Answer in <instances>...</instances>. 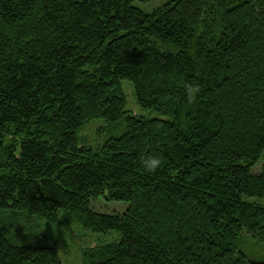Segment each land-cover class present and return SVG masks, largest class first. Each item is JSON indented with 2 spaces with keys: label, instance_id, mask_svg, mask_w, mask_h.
Wrapping results in <instances>:
<instances>
[{
  "label": "trees",
  "instance_id": "trees-1",
  "mask_svg": "<svg viewBox=\"0 0 264 264\" xmlns=\"http://www.w3.org/2000/svg\"><path fill=\"white\" fill-rule=\"evenodd\" d=\"M149 1L0 0V212L120 235L82 264H264L239 247L264 242V0ZM94 119L122 125L97 151ZM0 228V264H63L37 225Z\"/></svg>",
  "mask_w": 264,
  "mask_h": 264
},
{
  "label": "rangeland",
  "instance_id": "rangeland-1",
  "mask_svg": "<svg viewBox=\"0 0 264 264\" xmlns=\"http://www.w3.org/2000/svg\"><path fill=\"white\" fill-rule=\"evenodd\" d=\"M167 1L151 0L147 3H136L134 6L145 13H150ZM121 85L127 100L126 110L146 119H164V117L159 116L154 111L141 109L137 106L132 85L128 81H122ZM121 128L122 125H112L104 119H94L78 132V139L80 144L90 147L93 151H97L110 137L119 136ZM259 170L260 167H257L254 172H259ZM244 200L264 206V200L253 198H246ZM122 205L120 203H106L105 205L103 201H98L94 204V209L98 212L121 213L125 209ZM3 223L8 224V228L10 227V236L6 237L11 242H14L13 239L15 236L24 235L29 225H37L39 230L35 241L38 243H47L57 248L63 264H82V254L86 249L95 245L109 244L120 238L117 232L93 234L84 231L78 224L67 218H63L58 224H48L44 220L31 219L24 216L20 217L19 221H16L15 217L12 216L11 210L0 212V224ZM0 232L4 234L2 228H0ZM239 247L246 257L264 261V242L257 243L249 237L244 236L241 237Z\"/></svg>",
  "mask_w": 264,
  "mask_h": 264
},
{
  "label": "clouds",
  "instance_id": "clouds-1",
  "mask_svg": "<svg viewBox=\"0 0 264 264\" xmlns=\"http://www.w3.org/2000/svg\"><path fill=\"white\" fill-rule=\"evenodd\" d=\"M200 92L196 85H189L186 88V94L189 100H194ZM143 167L147 172H155L161 165L162 160L159 156H147L142 161Z\"/></svg>",
  "mask_w": 264,
  "mask_h": 264
}]
</instances>
